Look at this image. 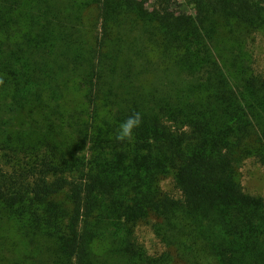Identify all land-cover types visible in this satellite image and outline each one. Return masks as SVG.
<instances>
[{"label":"trees","instance_id":"trees-1","mask_svg":"<svg viewBox=\"0 0 264 264\" xmlns=\"http://www.w3.org/2000/svg\"><path fill=\"white\" fill-rule=\"evenodd\" d=\"M149 1L0 0V264H264V0Z\"/></svg>","mask_w":264,"mask_h":264},{"label":"rangeland","instance_id":"rangeland-1","mask_svg":"<svg viewBox=\"0 0 264 264\" xmlns=\"http://www.w3.org/2000/svg\"><path fill=\"white\" fill-rule=\"evenodd\" d=\"M152 1L153 0L148 2L149 7L151 6ZM187 1L188 0H175V3L179 10L193 14L191 7L186 3ZM250 47L253 52L256 71L264 73V35H257L254 43ZM240 180L246 193L264 198V169L256 160L248 159L244 162L240 169ZM161 187L164 192L171 196H178L171 179L163 181ZM136 233L139 242L146 247L150 254L162 250L161 245L147 227L138 228Z\"/></svg>","mask_w":264,"mask_h":264},{"label":"clouds","instance_id":"clouds-1","mask_svg":"<svg viewBox=\"0 0 264 264\" xmlns=\"http://www.w3.org/2000/svg\"><path fill=\"white\" fill-rule=\"evenodd\" d=\"M2 83V81H0ZM142 124V116L139 112L133 113L123 123L119 125L116 133V140L120 142L132 141L134 138V130Z\"/></svg>","mask_w":264,"mask_h":264}]
</instances>
